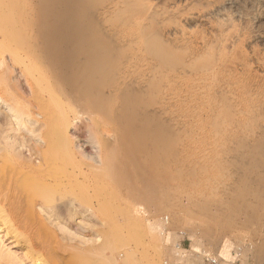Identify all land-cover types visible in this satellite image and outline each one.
Segmentation results:
<instances>
[{
    "label": "rangeland",
    "instance_id": "obj_1",
    "mask_svg": "<svg viewBox=\"0 0 264 264\" xmlns=\"http://www.w3.org/2000/svg\"><path fill=\"white\" fill-rule=\"evenodd\" d=\"M120 1H94L96 22L114 56L112 84L100 94L104 122L92 124L82 102L66 100L61 66L49 63L46 54L34 66L66 94L53 99L73 110L63 126L82 145L79 164L86 172L98 167L93 183L101 186L99 199L112 196L109 215L95 206L96 215L81 225L85 238L97 242L73 244V251L59 255L66 264H210L205 256L215 264H264V199L257 188L264 169V0H133L130 6L122 0L124 7ZM0 3L13 4L10 14L21 19L15 33L40 44L47 19L42 1ZM159 44L166 60L151 54ZM24 52L18 56L27 64ZM22 63L0 52V73L7 68L11 84L25 89ZM128 107L133 125L123 115ZM133 128L141 139L136 159L124 162L130 151L121 149L117 161L101 167L100 144L116 147ZM79 183L86 190L92 181ZM35 229L45 230L39 222ZM8 250L26 255L25 263L52 264L48 258L57 255L16 239L0 210V256L21 264Z\"/></svg>",
    "mask_w": 264,
    "mask_h": 264
},
{
    "label": "bare ground",
    "instance_id": "obj_2",
    "mask_svg": "<svg viewBox=\"0 0 264 264\" xmlns=\"http://www.w3.org/2000/svg\"><path fill=\"white\" fill-rule=\"evenodd\" d=\"M41 1L47 19L40 29L37 28L41 31L43 39L41 41L38 37L41 41L38 45L33 41V36L25 37L21 34L22 32L19 33L20 35L15 33L18 29L16 27L18 25L15 24L21 23V19L18 18L16 21L10 14L13 4L0 3L1 54L8 53L12 57L13 64L22 63L18 56L20 51H25V57L28 59L27 64L22 63L23 71L27 74L24 77L25 89L11 84L9 72L6 73L7 68L5 72L0 73V210L4 211L8 218L16 239L22 238L25 243L30 240L32 245L35 242L41 250L53 249L57 255L53 259L48 258V260L52 264H66L64 254L59 255V253L71 252L74 249L73 244L92 242L95 239H86L85 237L89 236L82 234L83 227L81 225L84 219L96 215L95 206H98L99 214L109 215L108 210L113 205L111 203L112 196L107 201L98 198L101 194V186L93 183L98 174L96 170L98 167L94 169L91 167V170L86 172L79 164L81 161L77 148H81L82 145H78L75 139L69 137L68 126L66 125L65 128L63 126V123H66L65 120L69 118V113H72L73 110L67 109L66 103H63L65 100L59 104L54 101L55 93L60 95L61 89H55L49 83L48 75L43 72L44 70H35L34 66L42 61L45 54L50 58L49 63L61 66L66 86L65 91L69 92H67V98H63L66 94L61 93V95L63 94L62 98H66L68 101L74 98L79 103L82 102L85 114L91 117L92 124H99V121L100 123L104 122L102 116L108 118L107 114L106 116L99 111V106L101 103L100 94L106 87L105 84L111 81L110 76L115 70L113 69L114 56L111 47L113 44L111 45L110 40L103 37L101 27L99 28L96 22L95 0ZM124 1H127L130 6L133 0ZM135 1L137 0L133 1L134 5ZM121 5L124 7V4ZM135 11L133 10L134 13ZM130 15L129 19L135 14L132 17ZM25 20L27 19L25 18ZM27 21L24 23L26 22L25 24L28 26L24 25L26 29L31 30L33 25L30 24L31 21ZM19 26L21 27L20 24ZM23 27L20 30H23ZM24 33L26 34L27 31ZM159 45L161 46V44ZM150 50L151 54L158 56V59L162 61L168 57V54L161 51H164L162 46L159 48L157 45ZM172 58L174 59V57ZM178 60L180 59L178 58ZM10 68L12 67L10 66ZM42 83H45V88L39 87ZM44 93L47 95L44 96ZM106 100L108 102V99ZM52 102L55 103L53 107ZM131 105L134 108V104L131 103ZM82 113L84 112L82 111ZM33 115L38 118H34ZM123 115L128 125L135 123L136 118L130 107L124 110ZM100 128L98 130H101ZM152 140L157 145L158 151V131L153 132ZM140 143L141 139L134 128L124 133L116 147L110 146L111 143L108 145L99 143L102 153L101 167L110 164L112 160L117 161L121 149L130 151L129 157L124 158V162L134 161L140 153ZM80 180L92 181V184L85 190V186L83 187L79 183ZM257 188L259 199L263 200L264 169L258 175ZM105 189L106 186H103L102 190ZM41 216L44 219H41ZM37 222L43 225L45 230L35 229ZM48 226L58 228V232ZM88 229L91 231L89 235L94 236L95 231L91 227ZM77 237L80 238L76 240ZM8 251L21 264H40L37 259L33 263H25L26 255L24 256L17 250ZM7 257L5 253H2L0 264H7L9 262Z\"/></svg>",
    "mask_w": 264,
    "mask_h": 264
},
{
    "label": "built area",
    "instance_id": "obj_3",
    "mask_svg": "<svg viewBox=\"0 0 264 264\" xmlns=\"http://www.w3.org/2000/svg\"><path fill=\"white\" fill-rule=\"evenodd\" d=\"M205 260L210 263V264H215L216 263V259L213 257H209V256H205Z\"/></svg>",
    "mask_w": 264,
    "mask_h": 264
}]
</instances>
